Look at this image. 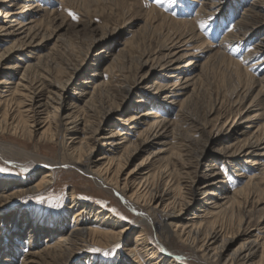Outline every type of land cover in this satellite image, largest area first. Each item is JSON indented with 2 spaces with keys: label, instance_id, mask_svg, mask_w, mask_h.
<instances>
[{
  "label": "bare ground",
  "instance_id": "6f19581e",
  "mask_svg": "<svg viewBox=\"0 0 264 264\" xmlns=\"http://www.w3.org/2000/svg\"><path fill=\"white\" fill-rule=\"evenodd\" d=\"M10 1L0 0L1 7H7L5 10H9L4 16L5 19H0V44H5V46L0 48V132L20 134V136L28 140L37 138L41 142L49 140V142L60 144L62 146L61 158L64 152L68 151L67 154L71 158V165L83 169L99 181L100 184L108 187L132 210L133 204L128 200L132 201L134 199L138 203L142 202L149 213L156 215L155 222L148 217L146 219L151 225L156 226L160 232L165 229L171 235L175 234L179 238H186L181 240L195 251L193 258L199 264H207L209 261L211 262L212 258L216 259L217 257L219 261L224 256V253L230 249L237 237L227 236L217 229L206 231V225L208 224L206 221H208L209 214L219 215L226 212L230 208L232 195L236 191L231 192L232 194L225 191L219 196V193L214 191V187L217 185L216 182L221 181V177H218L220 171L218 172L215 169L217 165L212 163L210 168L206 166L202 168V162L209 155L207 147L217 137L219 138L223 128H219L220 131L218 130L217 133H210L206 139V113L204 115V123H201L202 120L197 119L200 117L197 115L199 114V109L203 106L202 102L205 100V97L203 98L205 95L202 93L203 87L199 88L198 82L199 80L203 81V83L206 82V69L203 66L202 72L200 74L197 73L199 60L196 59L195 54L191 52L181 54L180 51L176 50L179 46L174 48L175 50L173 51L172 47H163L156 54L145 52L138 57L140 65L131 81L121 79L119 84L115 83L114 85L113 83V85L109 86L104 81L99 82L95 78L98 75L97 71L103 65L104 55L101 53H97L94 56L88 52L85 54L83 62L79 60L65 61V70H58L55 73V68L51 67V62H49L51 54L50 52H44V50L48 41L57 37L61 32L60 30L65 29V26L60 23L49 31L50 21L58 22L57 19H60V14L58 15L54 11L47 9L40 10L38 14H35L32 10L33 5L28 4L27 1L26 5L21 6V10L24 11L14 13L13 11L17 10L10 7L20 6L21 3L14 0ZM262 1L264 2V0L259 1L260 4ZM224 5L225 1L223 2V0H209L208 3L204 2L200 13L206 16L211 11L222 9ZM255 9L256 7L253 6L247 11V19L249 17V20H257L256 23L263 22L264 25V18ZM22 14L24 17L19 20L18 17L22 16ZM14 18L19 21L17 23L19 25L18 28H16V20ZM243 24L250 25V22H243ZM13 36L17 38L11 41ZM188 36H192L190 39L197 37L192 27H189ZM107 37L108 34H105L102 38H96L95 43H104L108 40ZM256 49L264 52V46ZM262 62H259L256 66L259 64L261 66ZM189 67L192 70H189ZM109 68L111 67L108 66L107 69ZM158 70L162 71L161 75L165 76L166 79L178 77L180 82L160 79L149 85L147 79L149 76L156 75ZM246 71L247 69L245 71L239 70L240 73L251 76ZM239 72L238 74L235 73L238 77H240ZM60 73H63L64 76L59 77ZM252 78L251 86L238 88L239 92L236 89L239 93L238 101L242 102L251 96L252 93L250 91L254 92L256 85L260 87L254 99H258L262 96L261 94H264V78L260 80L254 76ZM75 80L78 82H75ZM103 90L107 92L109 99H111L109 103H106L102 98L101 92ZM152 95L163 97L170 106H174L179 102L176 119L171 120L168 116L162 118L158 114L159 109L156 102L149 104L154 107L151 111L147 113L138 112L139 106L147 105L150 103L149 101H152L150 97ZM97 97L101 98L99 100L100 109L96 103L94 104ZM134 97L137 100L134 101ZM182 97L184 98L180 100ZM97 109L101 111V115H98L99 118L96 120ZM50 113H53V116ZM125 114H129V116L127 119H123L125 122L122 123L120 120ZM180 116L181 118H178ZM182 116H188L189 122L194 127L192 131L190 130V132L184 134L176 131L177 129L178 131L181 130L179 122L182 121ZM87 117L95 120L93 124ZM50 132L51 135L49 134ZM195 132L200 133L201 136L195 137ZM182 136L189 142L190 148L189 161H181L182 170H187L186 175L182 178V184L178 181L175 188L166 185L162 189L160 180L152 184L149 171L147 173L143 172V175H137L138 172H134L139 166L138 170H141L143 164L149 161L152 155L155 156L157 152L158 154L163 152L162 149L154 152L153 148L155 146L159 144L167 145L169 137L178 139ZM202 136L204 137L202 138ZM101 141L108 147L97 158L94 156L95 149L102 144ZM200 141L202 144L199 146L198 142L200 143ZM231 141L227 140L228 143ZM15 144L8 143L5 140L0 141V156L4 158L3 154L15 152L16 148L18 149ZM232 146H234V143L225 145L221 149L228 162H233L239 152L253 155L246 160V163H252L251 165L260 164L264 158V140L262 139H251L238 150L232 149ZM21 149L23 148L21 147ZM142 152L148 153V155L135 168L127 171V165ZM31 153L28 155L29 158L42 159L36 160L38 162L34 161L36 164H40V167L32 174L37 177L41 173V179L31 185L32 178H30L29 181L21 182L18 188L9 193L7 190H2L0 192V201L8 200L22 193L43 189L53 179L54 167L65 165L62 160L51 162L52 160L49 157L47 158L44 155L40 157ZM21 154L26 155L23 152ZM170 156L171 153L163 158V161L157 166L158 171L155 172V175L161 176L165 173H168V175H171V173L178 174L176 170L169 172L170 169L167 165L170 164ZM151 162H148V164ZM180 175L178 174L177 176ZM253 179L254 177H249V183ZM174 190L177 192H174ZM74 195L75 193L72 192L69 209L74 210L78 203L79 205L81 204L82 208L75 213V216L81 217L72 222L70 228H67L66 219L63 217L53 219L51 221L52 226H50L51 230H49L43 244H39L40 248L26 252L23 264H58L59 260L64 256L66 257L79 242L86 243L90 240L95 242L97 240V238H94L95 236L102 237L103 235L110 238L108 242L103 243V246L108 247V244H112L121 250L114 264H128V256L130 254L137 258L133 260L139 264L141 260L138 259V254L140 255L142 252L149 258H158L156 263L166 258L164 255H159L158 251L154 250L155 247L149 246L151 244H149L148 236L145 231L141 230L137 232L135 245L129 248L130 254H125L123 250L129 245L130 233L125 235L124 233L127 232L126 230L129 227L117 231L116 229L121 224L120 220L113 218L111 214L89 202L80 203ZM207 195L210 197L208 198ZM216 196H219V198L214 200L213 198ZM202 198L208 199V201L204 202ZM196 203L197 205L202 204V207H205L204 210H197L194 207ZM199 211L204 213H198ZM261 212L262 214L257 217L261 221L260 224L258 223V225H261L258 230H262L261 232L264 233V209ZM191 214L194 216L190 217ZM15 217L11 225V237L14 245L18 247L20 245L19 241L27 240L31 242L32 238L36 237L37 234L32 230L25 232L26 228H22L23 225L20 222L26 221L29 217L28 214L24 218H20L19 215ZM245 218L250 219L252 222L256 216L250 212ZM245 218L241 224L245 223ZM98 223H104L105 227L110 229L101 230L100 228H94L93 226L98 225ZM256 229V227L248 226L245 231L248 237L247 240L226 258L228 260L224 264H264V240L262 241L260 240L261 238H258L260 235L249 239L250 235L253 236ZM44 232L46 231L44 230ZM54 235L58 236L55 238ZM11 259L9 262L13 261ZM175 261L176 259L172 258L171 262L169 260V264H177ZM91 262H94V260L92 259Z\"/></svg>",
  "mask_w": 264,
  "mask_h": 264
},
{
  "label": "rangeland",
  "instance_id": "374dc122",
  "mask_svg": "<svg viewBox=\"0 0 264 264\" xmlns=\"http://www.w3.org/2000/svg\"><path fill=\"white\" fill-rule=\"evenodd\" d=\"M14 1L21 3L20 6L10 7L17 10L13 11L14 13L24 11L21 10V6L28 3L33 5L32 10L35 14H38L40 10L46 9L52 12L54 11L58 15L60 14V19H57L58 22L50 21L49 31L57 27L60 23L65 26V29L60 30L61 32L57 37L48 41L47 47L44 50V52H50L51 54L49 62H51L50 66L55 68V73L58 70H65V61L79 60L83 62L86 53L90 52L94 56L97 53H101L104 55L103 65L97 71L98 75L95 78L99 82L104 81L109 86L111 84L113 85V83L114 85L115 83L119 84L121 79L131 81L140 65L138 57L145 52L156 54L163 47H172L173 51L175 50L174 48L179 46L176 50L180 51L181 54L188 52L194 53L197 57L196 59L199 60L197 73L200 74L202 72L201 69L203 66L206 69V82L203 83L201 80L198 82L199 88L203 87L202 93L205 95L203 96L205 100H203V106L199 109V114L197 115L200 117L197 119L202 120L201 123H204V115L206 113V139L210 133H217L221 127L223 128L219 138L217 137L207 147L209 149V155L202 162V168H205V166L210 168L213 163L217 165L215 169L218 172H222H219L218 175V177H221V181L216 182L217 185L214 187V191L219 193V196L225 191L229 194L236 191L232 195L229 211L226 210L227 213L208 215L209 218L206 221L208 227L206 225V231L217 229L227 236H236L237 238L219 261L218 257L216 258L217 260L212 258L211 262L209 261L207 264H224L228 260L226 258L247 240L248 237L245 231L248 226L257 228L253 236L250 235L249 239L255 238L256 235H262L261 237L258 236V238H261L260 240L262 241L264 240V233L261 232L262 230H258L261 226L258 223L260 224L261 221L257 218L262 214L261 211L264 209V158L260 164L251 165L252 163H246V160L253 155H246L245 153L239 152V155L233 162H228L227 158L224 157L225 154L221 150L225 145L227 146L231 143H234L232 149L238 150L251 139L259 138L264 140V94H261L262 96L258 99H254L260 86L256 85L253 90L254 92L250 91L253 95L251 94L246 100L242 102L238 101L239 89L251 86L253 76L258 80L264 78V62H262L264 61V52L256 49L264 46V25L263 22L256 23L257 20H249L250 18L248 17L247 19L246 16L247 11L254 6L256 7L255 10L259 11L264 18L263 1L260 4V0H223V2L225 1V5L222 9L211 11L206 16L200 13V11L204 2L208 3L209 0H171V2L169 0H162L160 3L157 0ZM6 8L0 5V11H2L0 13V19H5L4 16L9 11H6ZM69 12L74 13L77 18L73 19L69 15ZM19 17L18 19L21 20L24 15L22 14ZM18 19L14 18L16 20V28L19 27L17 24L19 22ZM247 21L250 22V25L243 24V22L247 23ZM189 27H192L196 33V38L190 39L192 36H188ZM105 34H108V40L106 42L95 43L96 38H102ZM58 37H60V40ZM16 38V36H13L11 41H14ZM174 41L178 43L175 45L176 42ZM3 46L5 44L1 43L0 48ZM259 62H262L261 66L260 64L256 66ZM108 66L111 68L107 69ZM188 69L192 70L190 67ZM245 69H247L251 76L239 72V70L245 71ZM238 72L240 73V77L236 76ZM161 74L162 71L158 70L156 75L149 76L147 79L149 85L155 80L166 79ZM60 76H64V74L60 73ZM166 80L180 82L178 77H172ZM75 82L78 81L75 80ZM236 89H238V92ZM105 90L101 92L102 98L106 103H109L111 99H109L107 90ZM99 97L95 99L94 104L96 103L100 109L99 100L101 98ZM150 97L152 101H149L150 103L147 105L143 104L141 107L139 106L138 112L147 113L151 111L154 107L149 104L156 102L159 109L158 114L162 118L168 116L171 120L176 119L179 102L174 106H170L161 96L155 97L152 95ZM184 97L180 98V100ZM133 100L135 101L137 98L134 97ZM99 109H97L96 120L99 118L98 115H101ZM50 115L53 116V113H50ZM128 116L129 114L123 115L120 122H125L123 119H127ZM87 118L92 124L95 121L91 117ZM178 118H181V116ZM188 118V116H182V121L179 122L181 130L178 131L177 129V133L184 134L194 129ZM49 134L51 135V132ZM200 136V133L195 132V137ZM4 140L8 143H16L15 145L18 147L16 150L18 151L10 152L11 155L3 154L4 158L0 156V168L7 169V171H0V192L2 190H7L8 193L12 192L20 186L21 182L29 181L30 178H32L31 185L41 179V173L37 177L36 175H32L40 167V164L35 163L38 162L36 160H42L39 158H29L28 155L32 151L31 154L33 155L49 157L52 160H50L51 162L62 160L65 165L54 167V177L43 189L22 193L8 200L0 201V264H23L25 255L31 250L40 248L39 244H43L49 230H51L50 226H52L51 221L53 219L63 217L66 219L67 228H70L71 223L79 217L75 216V213L82 208V205L78 203V206L74 210L69 209L72 192L75 193L74 196L80 203L89 202L103 209L106 213L111 214L113 218L120 220L121 224L116 229L117 231L129 227L126 230L127 232L124 233V235L130 233L129 245L123 250L125 254H130L129 248L135 245L137 232L141 230L145 231L148 236L149 244H151L149 246L155 247L154 250L158 251L159 255L161 254L166 257L164 260L156 263L158 258H149V256L142 252L140 255L138 254V259L141 260L139 264H169V260L171 262L172 258L176 259L175 262L177 264H199L193 258L195 251L181 240L186 238H179L175 234L173 236L165 229L160 232L156 226L151 225L146 219L148 217L155 222L156 215L151 212L149 213L142 202L138 203L134 199L132 201L128 200L133 204L132 210V208L125 204L108 187L100 184L99 181L83 169L71 165V158L67 154L68 151H65L61 158L62 146L60 144L49 142V140L41 142L37 138L28 140L20 136V134L15 135L9 132H0V141ZM227 140L232 141L228 143ZM167 142H169L167 145L159 144L153 148L154 152L162 149V153L158 154L157 152V155H152L149 161L143 164L141 170H138L140 168L139 166L134 171L138 172L137 175H143V172L147 173L149 171L152 184L160 180L162 189L166 185L175 188L178 181L180 183L182 182V178L186 175L187 170H182L181 161L187 162L190 159L189 142L186 138L183 136L178 139L169 137ZM101 143L95 149L94 156L97 158L108 147L105 143L103 144V141ZM198 144L200 146L202 142L200 141ZM21 152L26 155L21 154ZM169 153H171L169 158L170 164L167 165L170 169L169 172L171 173L172 170H176L181 175L177 176L178 174L172 173L171 175H168V173L162 174L161 176L155 175V172L158 171L157 166ZM147 155L148 153L144 152L137 155L127 165V171L135 168ZM150 161L153 164H151L152 162L148 164ZM251 176L254 179L249 183L248 178ZM174 192L177 191L174 190ZM219 196L213 199L215 200ZM207 197L209 198L210 196L207 195ZM202 200L204 202L208 201V199L203 198ZM194 207L197 210H204L205 208L202 207V204L197 205V203ZM250 212L256 216L252 222L250 219L245 218ZM198 213L204 212L199 211ZM27 214L29 216L27 220L22 221L23 223L20 222L23 225L22 228H26L24 230L25 232L32 230L37 236L33 237L31 242L27 240L19 241L18 243L20 245L16 247L12 242L11 225L16 215L24 218L27 217ZM193 216V214L190 215V217ZM244 218L245 223L241 224ZM105 226L104 223H98V225H94L93 227L100 228L101 230L110 229ZM57 236L54 235L55 238ZM94 238H97L98 241L93 242L90 240L86 243L79 242L66 257L64 256L59 260L58 264H114L121 250L112 244H108V247L103 246V243L108 242L110 239L107 236H95ZM92 249H100L101 251H93ZM14 255L15 257H13ZM10 258L13 261L9 262ZM92 259L94 262H91ZM133 259L137 258L130 254L128 256V264H137Z\"/></svg>",
  "mask_w": 264,
  "mask_h": 264
},
{
  "label": "snow or ice",
  "instance_id": "6c2138e0",
  "mask_svg": "<svg viewBox=\"0 0 264 264\" xmlns=\"http://www.w3.org/2000/svg\"><path fill=\"white\" fill-rule=\"evenodd\" d=\"M158 3L162 2V0H157ZM169 2H171V0H169ZM69 15H71L73 17V19H76L77 17L75 16L74 13L69 12ZM0 171H7V169L4 168H0ZM118 246V245H117ZM93 251H101L100 249H92ZM107 254V253H106Z\"/></svg>",
  "mask_w": 264,
  "mask_h": 264
}]
</instances>
